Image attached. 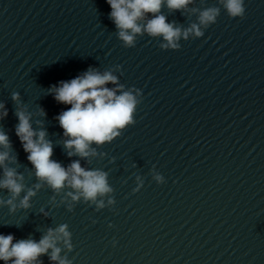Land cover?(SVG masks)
Masks as SVG:
<instances>
[{
  "label": "clouds",
  "instance_id": "clouds-1",
  "mask_svg": "<svg viewBox=\"0 0 264 264\" xmlns=\"http://www.w3.org/2000/svg\"><path fill=\"white\" fill-rule=\"evenodd\" d=\"M110 6L109 19L114 23L116 36L124 48H134L139 37L147 35L159 41L161 50L177 51L181 40L197 39L204 31L215 24L221 10L230 18L245 16V0H217L216 5L206 6V0H200L202 6H193L196 0H106ZM192 6V7H190ZM168 13L179 12L182 16H195L187 26L176 21L169 22ZM121 65H115L103 72L89 68L83 74L60 81L47 91L55 101L67 107L55 119L63 130L60 141L71 162L64 166L53 159L54 145L48 139L43 120L36 119L33 127V113L21 101L19 93L14 92L11 99L16 104L15 116L18 123L15 134L18 137L31 169H27V178H35L29 185L24 173L18 171V158L13 154L9 136L0 128V190L7 192V198L0 197V207H7L10 214L17 209L28 210L32 199L44 188L52 191L49 203L53 206L65 205L69 212L76 204L95 206L96 211L115 205L114 188L109 183V173L99 168L82 165L91 164L94 158H103L106 153L98 152L105 144H110L123 132L136 123V111L142 103L140 89L127 87L120 83L115 72L121 71ZM114 87H108V85ZM46 117V111L40 107L35 113ZM8 116V110L0 102V121ZM114 159V158H113ZM152 178L157 184L166 183L163 175L152 170ZM139 191L143 178L136 177ZM57 197L59 202L57 203ZM48 218L49 212L40 209ZM113 227V225H109ZM72 233L68 224L48 227L37 241L33 238L17 240L12 234H0V261L4 264H43L40 259L47 255L51 264H73L68 253L72 252ZM63 253V254H62Z\"/></svg>",
  "mask_w": 264,
  "mask_h": 264
},
{
  "label": "water",
  "instance_id": "water-1",
  "mask_svg": "<svg viewBox=\"0 0 264 264\" xmlns=\"http://www.w3.org/2000/svg\"><path fill=\"white\" fill-rule=\"evenodd\" d=\"M73 264H264V209L189 224L67 254ZM43 264H51L49 258Z\"/></svg>",
  "mask_w": 264,
  "mask_h": 264
}]
</instances>
